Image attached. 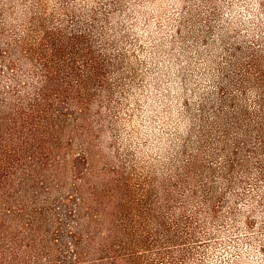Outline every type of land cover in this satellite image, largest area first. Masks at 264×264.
Instances as JSON below:
<instances>
[{
  "label": "rangeland",
  "instance_id": "obj_1",
  "mask_svg": "<svg viewBox=\"0 0 264 264\" xmlns=\"http://www.w3.org/2000/svg\"><path fill=\"white\" fill-rule=\"evenodd\" d=\"M60 1L0 0L13 6L8 33L24 32L37 2L50 12ZM67 1L79 12L111 14L105 41L123 70L115 66L109 76L99 122L72 124L70 140H49L36 153L46 165L33 174L27 210L18 216L0 208V264H264V177L256 163L246 177L237 166L234 186L216 177L233 146L223 147L212 124L217 104L204 103H216L230 58L220 33L250 44L263 30L264 0ZM10 60L0 67L3 84H10ZM227 88L237 90L233 82ZM186 161L194 177L183 188L176 181ZM206 180L222 196L200 214L203 201L190 199L192 221L180 220L185 191L203 194Z\"/></svg>",
  "mask_w": 264,
  "mask_h": 264
},
{
  "label": "trees",
  "instance_id": "obj_2",
  "mask_svg": "<svg viewBox=\"0 0 264 264\" xmlns=\"http://www.w3.org/2000/svg\"><path fill=\"white\" fill-rule=\"evenodd\" d=\"M11 4L3 7L0 2V67L6 58L12 59L5 65L11 71L10 84L2 83L1 76L5 74L0 68V208L5 215L16 212L19 216L27 210L26 201L33 196V174L46 165L36 153L47 150L49 140H65L72 124L86 129L92 121L99 122V110L105 103L103 91L109 93L113 88L109 76L115 66V73L123 68L117 67L122 57L110 53L105 41L111 14L92 8L79 12L67 0L60 1L59 11L48 12L44 4L37 2L24 32L17 35L9 34L5 24ZM107 4L118 6L120 0H109ZM211 10L212 16L217 17L215 8ZM210 27L208 24L205 29ZM258 27L262 32L246 46L237 36L230 38L227 32L220 33L230 58L227 65L221 66L226 75L219 81L216 103L213 97L204 102L207 108L209 103L217 104L212 124L218 127L223 147L229 142L233 146L227 149L232 155L225 158L220 176H216L223 179L226 187L237 183V166L246 177L251 164L256 163L258 176L264 177V23ZM207 32H202L205 38ZM27 66L30 69L25 71L23 67ZM232 82L236 91L227 88ZM94 106L98 108L92 111ZM244 152L252 153L254 162L242 156ZM189 165L190 161H186L178 167L176 185L185 188L187 179L194 177ZM215 171L212 166L207 167L208 176L215 178ZM202 186L203 194L196 187L185 191L180 220L192 221L194 215L187 211L190 199L203 201L195 212L200 214L204 204L211 203L217 193L222 196L207 180ZM167 196L168 193L167 202L174 200ZM214 208L212 212H216Z\"/></svg>",
  "mask_w": 264,
  "mask_h": 264
}]
</instances>
